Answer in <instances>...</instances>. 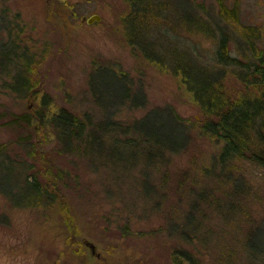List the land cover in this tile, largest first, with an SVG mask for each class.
Listing matches in <instances>:
<instances>
[{
  "label": "rangeland",
  "instance_id": "obj_1",
  "mask_svg": "<svg viewBox=\"0 0 264 264\" xmlns=\"http://www.w3.org/2000/svg\"><path fill=\"white\" fill-rule=\"evenodd\" d=\"M161 1L168 13L150 22L152 50L170 45L175 52H194L201 64L222 70L233 97L261 98L241 79L251 68L213 62L218 40L210 35L217 27L225 30L232 57L258 63L264 57V0ZM181 4V15L202 17L200 28L173 14ZM221 7L236 10L238 22L224 20ZM129 13L126 0H0V44L10 42L19 60H28L32 70L24 77L35 87L19 93L0 74V147L7 146L17 161L16 167L0 165V264H264V168L245 159L221 161L223 142L203 132L201 108L173 75L132 50L124 29ZM93 15L101 21L87 24ZM241 28L252 32L248 43ZM122 74L129 76L131 96L112 89ZM41 94L92 125L102 121L91 135L95 149L90 146L89 155L77 147L63 152L50 129L37 130L36 122L29 128L9 124L15 114L38 110ZM135 96L145 104L133 107ZM153 109L173 111L191 135L157 169L146 145L140 154L125 143L137 138L132 125ZM24 161L39 170L25 169ZM28 171L41 178L59 171L61 199L12 204L5 192L15 203L28 200L27 186L19 184ZM188 212L194 230L186 237L177 227Z\"/></svg>",
  "mask_w": 264,
  "mask_h": 264
},
{
  "label": "trees",
  "instance_id": "obj_2",
  "mask_svg": "<svg viewBox=\"0 0 264 264\" xmlns=\"http://www.w3.org/2000/svg\"><path fill=\"white\" fill-rule=\"evenodd\" d=\"M126 2L130 6V13L124 21L125 37L129 44L132 45V50H137L141 57L150 63V65L157 66L162 71L173 75L180 87L184 88L186 93L201 108L206 118L202 124L203 132L223 142L221 161L226 163L232 159H245L254 161L264 168V57L260 58L261 60L258 63H252L251 65L243 64L239 59L232 57L230 54L229 37L225 30L217 27V29L215 28V33L211 35L205 30L207 35H214L218 40V50L213 62L224 66L237 65L244 67L245 70L252 69V73H244L245 75H242L241 79L244 84L252 86L258 91L261 98L249 95L233 97L225 88L222 70L216 69L214 66L201 64L199 62L200 59L195 56L194 52H175L169 49L170 45L164 48L160 47V49L152 50L150 48L148 41L151 39L149 40L148 36H146L151 26L150 22L167 17L168 13L167 8L161 0H126ZM221 9V15L224 20L238 22L236 10L231 12L223 7ZM182 10L183 5L179 11L175 9L173 14L177 13L178 17H176L186 21L190 28L201 27V16H198V19L191 12L181 15ZM162 14L164 15L162 16ZM1 23L2 21H0ZM239 34H242L245 42L248 43L252 32L247 28H241ZM17 52L18 48L10 42L8 44H0V74L10 79L12 82V85L10 84L11 88L27 95L35 87L25 79L24 75L28 74V71L31 72L32 69H30L27 59L19 60L20 56ZM128 77L122 74L121 79L124 81V87L120 86L122 81H119L120 79L118 80L117 78V83L113 85L112 89L116 88V91L126 89L125 91L131 96ZM133 98H135L136 103V105H132L133 107L143 106L146 102L143 99L139 100L137 96ZM37 100L39 104L38 110L23 115L15 114L12 116L9 124L14 126L22 125L29 128L32 122H36L38 126L37 130L40 128L50 129V133L62 143L61 149L65 153L71 152L77 147L78 150H83L85 155H89L90 152L87 149L90 146H92V151L95 149V144H91V135L98 128H101L102 121H99L97 125H92L87 119H79L72 113L62 108H57L53 100L45 94L38 95ZM173 113V111L166 113L161 112L160 109H153L149 112L147 118H145L146 120L143 119L132 125L137 131V138L125 142L128 145L129 142H132V144L139 148L140 154H143L141 151H143V146L146 145L149 162L150 159L153 160V167L156 169L158 164H163L166 154L169 155L183 149L187 144L188 138H191L189 128L186 126L184 120ZM154 123L159 128L151 129V124ZM52 127L54 128L53 130L51 129ZM106 128L110 130L111 126H107ZM144 128L152 130V136L144 133ZM169 128L173 129V131H170ZM33 130L34 132H38L35 128ZM118 130L124 133L128 128L119 127ZM174 132L179 133L174 135ZM48 137V134L45 136L46 139L43 137L44 142L48 140ZM7 148L5 145L0 147V159L3 161L0 165L8 164L16 167L17 161L7 154ZM148 148L151 150H148ZM2 155L4 156L3 158ZM19 163L25 166V169H38L37 166H27L28 163L25 161ZM51 172L44 176V178L39 177L37 171L36 173L32 171L30 173L28 171L27 174L23 173L24 176H22L19 184L27 186V202L15 203L6 192L5 195L15 206H41L43 202L52 204L61 199V190L58 185L60 180H62L60 179L62 175L59 171ZM152 190V193L155 194L153 187ZM194 202L191 201L189 203L192 210L195 206ZM192 220V212H188V215L184 218V222L177 227L179 234H183L186 237L189 236V230H194L191 229ZM180 256L187 261L191 260V256L189 257V255H184L183 257L181 253Z\"/></svg>",
  "mask_w": 264,
  "mask_h": 264
},
{
  "label": "water",
  "instance_id": "obj_3",
  "mask_svg": "<svg viewBox=\"0 0 264 264\" xmlns=\"http://www.w3.org/2000/svg\"><path fill=\"white\" fill-rule=\"evenodd\" d=\"M101 21V16L100 15H93L89 18L86 19L87 24L92 25L96 22H100ZM89 246L91 247V249L93 250V253H95V246L91 243H89Z\"/></svg>",
  "mask_w": 264,
  "mask_h": 264
}]
</instances>
